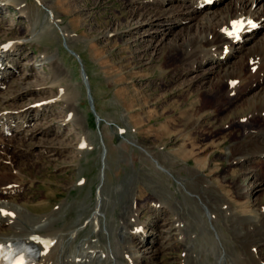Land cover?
Returning <instances> with one entry per match:
<instances>
[{
	"label": "rangeland",
	"instance_id": "1",
	"mask_svg": "<svg viewBox=\"0 0 264 264\" xmlns=\"http://www.w3.org/2000/svg\"><path fill=\"white\" fill-rule=\"evenodd\" d=\"M38 1L53 11L57 24ZM243 1L206 0L196 18L167 27L164 22L160 29L170 27L169 33L163 38L157 35L150 42V22L127 27L139 22L138 15L132 14L135 3L129 0H0V43L18 46V51L3 62L6 76L0 75V117L8 114L12 121L8 129L0 120V138L10 144L9 149L28 152L24 158L10 154L12 161L0 160V174L10 169L15 176L22 173L11 181L20 188L11 199L29 207L32 213H28L39 220L60 209L63 217L54 224L56 229L84 221L75 243L80 245L93 234L94 241L101 238L126 264L119 235L130 202L143 207L139 219L146 221L155 218V202L162 201L178 209L182 241L158 238L156 243L141 245L144 264H189L191 257L195 264H215L217 254L214 252L215 257L201 243L202 219L193 214V203L200 201L202 191L190 172L198 169L207 183L212 180L231 187L239 180L244 191L253 195L255 181L248 173L255 166L264 179V163L231 167L228 152L240 130L237 123L247 125L249 112L240 106L247 98L262 93L264 85L253 84V90L240 98L234 96L238 100L233 102L214 94L202 98L199 92L222 78L224 68L237 67L241 58L245 60L264 42V17L235 45V53L224 55L222 60L229 58V62L221 68L208 59L200 64V70L196 69L199 64L193 68L179 60L187 39L201 25ZM139 7V15L158 12L154 2ZM159 8L171 9L167 4ZM253 9L264 13V0ZM162 40L168 46L178 42L183 47L177 48L174 56L167 51L157 55L155 48ZM226 48L230 51L229 46ZM54 64L63 71L61 76ZM197 75L202 82L193 85ZM55 79L58 83L53 84ZM64 95L66 101L60 99ZM73 102L80 125L66 116ZM84 130L87 137L81 141ZM4 155L0 150V156ZM197 160L202 163L200 167ZM52 192L53 201L45 206L46 196ZM101 198L107 202L105 213L100 214L103 226L91 225L87 218ZM260 202L264 204V197ZM160 214L159 229L166 221V215ZM207 227L215 234L214 226ZM192 231L197 242L193 243L194 256L189 257L183 240ZM168 243H172L171 248ZM154 244L155 249L151 248ZM227 256L224 264H239L234 262L233 253Z\"/></svg>",
	"mask_w": 264,
	"mask_h": 264
},
{
	"label": "bare ground",
	"instance_id": "2",
	"mask_svg": "<svg viewBox=\"0 0 264 264\" xmlns=\"http://www.w3.org/2000/svg\"><path fill=\"white\" fill-rule=\"evenodd\" d=\"M129 1L135 3L132 5L136 7V10L134 9L132 14L135 13V16L138 15L139 22L132 23L127 27H133L135 25L143 26L150 22V30H153L151 38L148 40L150 42L152 38L157 37V35L162 34L163 38L169 33L170 27L165 30L160 29L164 26V22H166L165 26L167 27V25H177L188 22V20H193L196 18L195 14L206 2V0ZM38 2L41 7L46 9L48 18L50 17L52 21L56 23L57 20L55 21L53 17L54 13L52 14L53 11L48 9L46 5L44 6L42 1ZM149 2H154L157 5L155 9L158 12H150L147 16H144L145 14L139 15V6ZM257 2H259V0H246L230 7L226 13L214 20L210 17V20L208 19L204 25H201L197 29L196 33L190 39H187L185 44L186 48H184L180 54L179 62L191 64L193 68H195V65L199 64L198 68L196 67V69L199 70L202 67L200 64L203 65L204 61L207 59L214 62L218 68H221L220 66L229 62V58L222 60L224 55L229 52L235 53V45L239 44V41L244 40L246 32L251 30L261 17H264V13L260 14V12L254 11L253 9ZM162 4L169 5L171 9L168 11L162 10L159 8ZM187 7H191L193 10L187 11ZM23 10L24 9H22V11ZM131 17L133 16L131 15ZM107 35H109V33ZM13 45L16 44L0 43V75L3 77L7 74V67L3 62L11 56V54L18 51V46L13 48ZM225 45L229 46L230 51H228V47L226 48L227 51L224 50ZM3 46L5 47L2 49ZM180 47L183 46L178 42L168 46L165 40H162L161 45L157 49L155 48V52H157V55H161L163 52L167 51L166 53L168 55L174 56L178 51L177 48ZM217 55H219L220 58L216 57ZM198 59H200L199 62H196ZM212 59L215 61H212ZM242 59L243 58L239 61L237 67L224 68L222 70L226 72L224 76L216 82L209 83V89L205 87L200 88V97L204 98L207 95L214 94L217 97H228V100L233 102L238 100L237 97L234 96L240 98L243 93L253 90V84L258 83V86H263L264 42L245 58V60ZM251 63H255V65L252 66ZM56 64L54 65L58 67L57 72H59L61 76V72L63 71H61L60 67ZM193 70L194 69H192V71ZM202 79L203 78L197 75L192 80V84H200ZM261 81L263 84H260ZM56 83H58V80L55 79L53 84ZM226 84L228 85L227 87H225ZM233 85L235 86L231 89ZM223 90H225V93L221 94ZM235 92H238V95H235ZM66 97L67 96L64 95L60 99L66 101ZM221 100L222 99H220V101ZM74 103L75 102L70 103L68 106L66 116L71 117V122L76 123L78 121L80 125L82 123H80L78 119L81 120V117ZM239 109H242L244 112H249V115H247L248 117L246 119L247 125H243L241 122L237 123L240 130L228 152L231 167H240L246 162H250L252 165L264 163V90L262 93L252 98H247ZM29 114L30 112L24 114L23 118H27ZM0 120L4 123V126H7L8 129L10 128L12 121L8 114L1 116ZM81 137V141L87 137L86 131L81 132ZM9 148L10 144H6V140L0 138V150L2 154L4 152V154L7 155H4L6 157L0 156L1 162H10L13 160V156L15 158H24L28 155V152H23L21 148L16 150H11ZM145 150L148 151L150 149L145 148ZM188 151L189 153L187 154L192 156V151ZM55 152L56 151H52V153ZM10 154H13V156L9 157L11 156ZM256 159H258V162L256 161L257 163H254L253 161ZM197 164V167H200L202 163L198 161ZM252 167L253 170L250 174L248 173V175L252 179V182L255 181L254 186L256 190L253 195L246 190L244 191L239 180L236 181L234 187H231L222 182L214 183L212 180L210 181L211 183H207L201 176V171H198V169H192L190 172L191 176L194 178L193 181L199 183H197V188L202 191L199 195L201 208L199 207V202L194 201L193 203L195 207L193 214L196 216L199 215L204 225L202 241H200L204 248L208 251L212 250L213 253L215 252L217 254L216 257L214 253V256L217 258L215 264H224L225 256L228 257V253H233L236 256L237 261H234L235 263L264 264V204L260 202L264 197V179L261 177L258 170L255 169V166ZM18 173L19 174L15 176L14 170L10 169L8 172L0 174V181L4 182V185L0 184V246L21 243L34 245L38 248L39 257L33 259L29 264H126L125 259L116 258L111 247L102 242L101 236H97L100 239L94 241V235L92 234L89 235L90 237L84 239L80 245L75 243L82 229L80 226L84 224V221H77L72 225H66L64 228L56 229L54 224L59 218L63 217V214L58 211L60 209H58L57 212L54 211L55 213L52 212L43 216V218L39 220L38 218H34V215L32 216L29 214L32 213L29 207H22L18 202L12 200L11 197H13V193L16 192L15 190L20 189L11 184L12 180L18 179L20 177L18 175L22 174L21 172ZM244 175L245 173L243 176ZM101 181L105 183L104 179H101ZM54 195L55 194L52 192L46 196L44 202L45 206L51 205ZM155 204H158L157 208L155 206V218L147 219L146 221L139 219V213L143 210V207H139L136 203L130 202L126 210V217L121 226L119 241L121 245L124 244V246L122 245V251L126 257L124 255H122V257L127 258L126 262H128V264H144V257L140 250L141 245L142 247H146L148 243H156L158 238L167 241L174 239L173 242L175 241V243L182 241L184 231L177 215L178 209L162 201H157ZM106 206L107 202L104 198H101L99 203L92 208L91 212L96 213H91L87 218L90 219L89 224L94 225L97 223L103 226L100 214L105 213ZM160 213L166 215V221L161 224V229L158 228L159 221L162 219ZM207 224L214 226L215 234L207 229ZM166 226H168V228H166ZM105 229L108 231L107 226ZM191 233L192 234H190L188 238L185 237V241L183 240L186 244L185 248L189 257L194 256L196 247L193 243L197 242L194 237V235H196L195 232L192 231ZM64 234H66V237H63ZM171 244L172 243H168L166 246L171 248ZM158 245L162 246L160 242ZM151 248L155 249L157 246L154 244ZM157 250H160V248ZM187 262L189 264L196 263L192 257L188 259Z\"/></svg>",
	"mask_w": 264,
	"mask_h": 264
},
{
	"label": "water",
	"instance_id": "3",
	"mask_svg": "<svg viewBox=\"0 0 264 264\" xmlns=\"http://www.w3.org/2000/svg\"><path fill=\"white\" fill-rule=\"evenodd\" d=\"M75 56H76L78 59H80L79 56H78L77 54H75Z\"/></svg>",
	"mask_w": 264,
	"mask_h": 264
}]
</instances>
